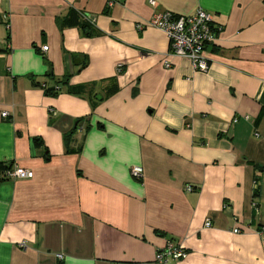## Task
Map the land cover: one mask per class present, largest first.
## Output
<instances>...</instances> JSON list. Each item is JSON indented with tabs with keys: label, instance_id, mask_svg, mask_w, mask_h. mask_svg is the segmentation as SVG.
I'll use <instances>...</instances> for the list:
<instances>
[{
	"label": "crops",
	"instance_id": "obj_1",
	"mask_svg": "<svg viewBox=\"0 0 264 264\" xmlns=\"http://www.w3.org/2000/svg\"><path fill=\"white\" fill-rule=\"evenodd\" d=\"M114 1L0 0V264H264V0ZM200 8L205 72L149 24Z\"/></svg>",
	"mask_w": 264,
	"mask_h": 264
},
{
	"label": "built area",
	"instance_id": "obj_2",
	"mask_svg": "<svg viewBox=\"0 0 264 264\" xmlns=\"http://www.w3.org/2000/svg\"><path fill=\"white\" fill-rule=\"evenodd\" d=\"M155 5V0H150ZM114 0H109L110 6L114 5ZM83 17L94 23V19L87 14ZM4 18L8 20L7 15ZM149 24L162 29L168 36L170 41V49L174 55L184 57L191 61L195 70L200 72L208 71L210 68V59L207 55V48L213 44L217 37L219 28L215 25L214 16L203 8L198 9L194 14L184 15L175 14L172 11H162L154 14ZM43 50H48V46H43ZM168 66L169 63H166ZM124 64L118 63V71L123 70ZM55 111H53L54 113ZM3 117H8V111L2 112ZM238 119H234L237 122ZM132 174L135 177L141 178L143 169L141 167H133ZM34 171L22 167L18 164L8 167L3 171V177L6 179L32 178ZM192 186H187V190L191 191ZM206 226H211L210 219L206 221ZM240 229L236 228L235 232ZM264 232V227H262ZM22 245H25L22 243ZM186 255V250L181 243L168 241V243L156 253V260L166 264L171 260H179ZM62 258L63 255H58Z\"/></svg>",
	"mask_w": 264,
	"mask_h": 264
},
{
	"label": "trees",
	"instance_id": "obj_3",
	"mask_svg": "<svg viewBox=\"0 0 264 264\" xmlns=\"http://www.w3.org/2000/svg\"><path fill=\"white\" fill-rule=\"evenodd\" d=\"M81 14H78V12L75 11V10H71L70 13L67 16H65V17L62 18V21L61 22H62V24L69 23V24H77V25H80L83 28V30L85 31V34L86 35H88V36L94 35L95 32H96L95 31V27H94L95 26L94 23H91L90 21H88L87 19H85L83 17V14L82 15ZM175 14H179V13H175ZM56 90H58V89H55V88H47L46 91H48V92H56Z\"/></svg>",
	"mask_w": 264,
	"mask_h": 264
}]
</instances>
